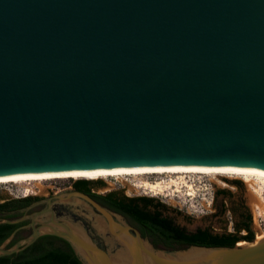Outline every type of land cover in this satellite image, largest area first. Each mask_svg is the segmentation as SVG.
<instances>
[{
    "label": "water",
    "instance_id": "95a60500",
    "mask_svg": "<svg viewBox=\"0 0 264 264\" xmlns=\"http://www.w3.org/2000/svg\"><path fill=\"white\" fill-rule=\"evenodd\" d=\"M172 165L264 170V0H0V176ZM39 204L0 257L52 235L82 264H264V236L164 251L83 192Z\"/></svg>",
    "mask_w": 264,
    "mask_h": 264
},
{
    "label": "rangeland",
    "instance_id": "374dc122",
    "mask_svg": "<svg viewBox=\"0 0 264 264\" xmlns=\"http://www.w3.org/2000/svg\"><path fill=\"white\" fill-rule=\"evenodd\" d=\"M91 181L101 180L104 187L95 190L98 194H105L110 191H119L124 195L146 196L151 197L165 204L168 208L176 207L185 212L191 221L186 224L180 222L179 225L188 230H193L203 225H208L209 219L204 220L207 216H211L212 204L214 201L222 202L221 197L215 198L217 190L224 189L229 192V196L225 199L228 204L233 198L241 196L252 214L254 226L257 224L262 229L258 233L259 236L253 241H257L264 235V205L262 203V212L257 215L256 207L258 200L253 189L261 190L264 195V182L256 177L250 180L229 178L219 173H159V174H132L122 176H102ZM78 179L66 180H19L6 183H0V197L20 198L25 196H41L51 195V192H59L61 190L70 189L69 186ZM183 181V182H181ZM238 181L239 187L236 188L231 182ZM175 182V185H170ZM146 183L156 184V188L147 187ZM53 190V191H51ZM54 194V193H53ZM262 195V197H264ZM264 199V198H263ZM263 213V214H262ZM224 222L227 223L225 219ZM218 228L217 225L213 226Z\"/></svg>",
    "mask_w": 264,
    "mask_h": 264
},
{
    "label": "trees",
    "instance_id": "16d2710c",
    "mask_svg": "<svg viewBox=\"0 0 264 264\" xmlns=\"http://www.w3.org/2000/svg\"><path fill=\"white\" fill-rule=\"evenodd\" d=\"M72 184L74 190L87 194L103 207L124 217L129 225L139 231L142 238L148 239L153 247L158 250H182L190 246L231 247L235 241L233 234L212 233L208 229H197L195 232H187L184 227H179L168 217L162 216L159 206H165V204H161L154 198L146 196L129 197L115 190L105 194H98L95 190L104 187V183L101 180L78 179ZM228 196L229 192L224 189L215 192L216 199L221 197L224 200ZM37 198L38 196L0 197V220L6 217L14 219L20 216L21 213L18 210L28 206ZM13 229L14 226L0 223V245L6 241ZM23 238H26V236H16L8 247ZM45 238L46 236L38 238L26 249L29 252L0 257V264H9L15 256L22 257L21 260L30 262L48 259L61 263L67 262V264H82L71 249L61 252L56 249L57 247L49 246L46 247L47 250L45 252L38 251L42 248L41 242ZM67 246L69 245L67 244Z\"/></svg>",
    "mask_w": 264,
    "mask_h": 264
},
{
    "label": "flooded vegetation",
    "instance_id": "af4514ba",
    "mask_svg": "<svg viewBox=\"0 0 264 264\" xmlns=\"http://www.w3.org/2000/svg\"><path fill=\"white\" fill-rule=\"evenodd\" d=\"M231 183L236 188H238L240 185L238 181L231 182ZM69 188L73 189V184H71ZM53 193L55 192H51L50 194L52 195ZM44 198L45 197L38 196L36 200L32 201L28 206H31L33 204H36V206L33 207L31 210H29V212L27 213H32L34 211L41 210L44 207V204H39V202H41ZM159 210L162 216L168 217L179 227H183L179 225L180 222L186 224L187 222L191 221V218L185 212H182L180 209H177L176 207H173L170 209L164 205L163 206L161 205L159 206ZM24 214L25 213L23 212L21 213L20 216L15 217L14 219H10L6 217L1 220L16 221V220L21 219ZM203 219L204 220L209 219V222H207L208 225H203L202 223H205V222H202L199 227H196L193 230H188L186 228L185 230L190 233V232H195L197 229H208L212 233L233 234V239H235V241L233 242V246L236 244L240 245L241 243L252 242L254 239H257L259 236L262 235V233L258 235V233L262 232V229L257 224L254 226L252 214L249 210V207L246 205V203L244 202L241 196L233 198L232 201L231 202L229 201L228 204L226 203L225 199L221 203L218 201H214V204H212L211 216L209 217L207 216L206 218H203ZM225 219L227 220V223L224 222ZM30 222H31L30 219H26V220L19 221L16 223H6L8 225L14 226V229L12 230L9 236V237L12 236V238L8 242L6 248H9L16 243L15 242L14 244L8 247V245H10V243L16 236H26L27 237L32 233V228L28 227ZM215 225H217L218 228H214L213 226ZM44 236H46V238L42 240L41 242L42 248H40L38 251L45 252L47 250L46 247L54 246V247H57L56 249L61 252H66L69 249H71L76 256L74 249L66 240L56 237V236H52V235H44ZM44 236H41V237H44ZM67 244L69 246H67ZM27 248L17 253H13L11 255L19 254L21 252H29L26 250ZM7 256H10V255H7ZM33 258L35 259V257ZM21 259L22 257L15 256L12 258V261H10L9 264H67V262L61 263V262L50 261L48 259H43L39 261L34 260L31 262L26 261V260H21Z\"/></svg>",
    "mask_w": 264,
    "mask_h": 264
},
{
    "label": "bare ground",
    "instance_id": "6f19581e",
    "mask_svg": "<svg viewBox=\"0 0 264 264\" xmlns=\"http://www.w3.org/2000/svg\"><path fill=\"white\" fill-rule=\"evenodd\" d=\"M219 173L229 178L250 180L253 177L264 182V170L255 168H237L231 166H195V165H172V166H138V167H120L111 169H93V170H73V171H56V172H41V173H27V174H13L0 176V183L19 181V180H66V179H78V178H97L102 176H122L132 174H163V173ZM183 182V181H181ZM147 187L154 190L156 184L146 183ZM170 185H175V182H171ZM254 194L258 200V206L256 207V213L259 215L262 212V203L264 197H262L261 190L253 189ZM264 196V195H263ZM264 205V203H263ZM263 214V213H262ZM264 236V235H263ZM260 237L258 240H260ZM257 240V241H258ZM256 241V242H257ZM245 243H241L239 246H243Z\"/></svg>",
    "mask_w": 264,
    "mask_h": 264
}]
</instances>
